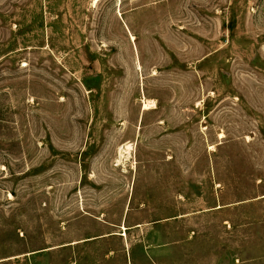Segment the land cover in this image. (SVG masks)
Wrapping results in <instances>:
<instances>
[{
    "label": "rangeland",
    "instance_id": "rangeland-1",
    "mask_svg": "<svg viewBox=\"0 0 264 264\" xmlns=\"http://www.w3.org/2000/svg\"><path fill=\"white\" fill-rule=\"evenodd\" d=\"M0 264H264V0H0Z\"/></svg>",
    "mask_w": 264,
    "mask_h": 264
},
{
    "label": "bare ground",
    "instance_id": "bare-ground-1",
    "mask_svg": "<svg viewBox=\"0 0 264 264\" xmlns=\"http://www.w3.org/2000/svg\"><path fill=\"white\" fill-rule=\"evenodd\" d=\"M99 0H94V3L96 4ZM131 39L133 40V37L131 36ZM147 101V100H146ZM144 102V105H143V110H150V109H154L155 108V102L154 101H147V102ZM131 149V146L130 145H125V149L123 152H126L128 153ZM123 150V149H122ZM123 153L121 152L120 155H122ZM123 157V156H122ZM123 230H125V228L123 227Z\"/></svg>",
    "mask_w": 264,
    "mask_h": 264
},
{
    "label": "crops",
    "instance_id": "crops-1",
    "mask_svg": "<svg viewBox=\"0 0 264 264\" xmlns=\"http://www.w3.org/2000/svg\"><path fill=\"white\" fill-rule=\"evenodd\" d=\"M169 219V218H168ZM126 231H129V230H126ZM109 235H114V234H109Z\"/></svg>",
    "mask_w": 264,
    "mask_h": 264
}]
</instances>
